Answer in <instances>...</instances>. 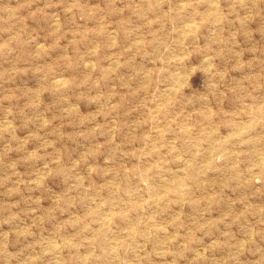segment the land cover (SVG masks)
I'll return each instance as SVG.
<instances>
[{"label":"rangeland","instance_id":"rangeland-1","mask_svg":"<svg viewBox=\"0 0 264 264\" xmlns=\"http://www.w3.org/2000/svg\"><path fill=\"white\" fill-rule=\"evenodd\" d=\"M0 264H264V0H0Z\"/></svg>","mask_w":264,"mask_h":264},{"label":"bare ground","instance_id":"bare-ground-1","mask_svg":"<svg viewBox=\"0 0 264 264\" xmlns=\"http://www.w3.org/2000/svg\"><path fill=\"white\" fill-rule=\"evenodd\" d=\"M60 83V82H59Z\"/></svg>","mask_w":264,"mask_h":264}]
</instances>
